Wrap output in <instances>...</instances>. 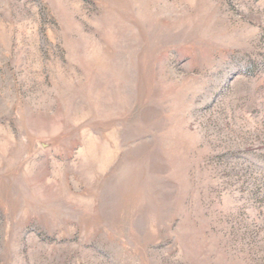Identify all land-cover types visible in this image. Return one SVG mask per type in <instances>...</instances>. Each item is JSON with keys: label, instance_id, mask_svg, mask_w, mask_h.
I'll use <instances>...</instances> for the list:
<instances>
[{"label": "rangeland", "instance_id": "rangeland-1", "mask_svg": "<svg viewBox=\"0 0 264 264\" xmlns=\"http://www.w3.org/2000/svg\"><path fill=\"white\" fill-rule=\"evenodd\" d=\"M0 264H264V0H0Z\"/></svg>", "mask_w": 264, "mask_h": 264}]
</instances>
